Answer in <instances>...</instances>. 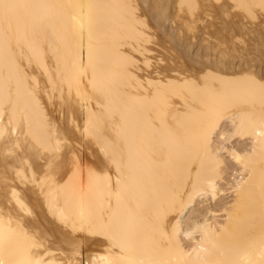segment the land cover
Here are the masks:
<instances>
[{
    "label": "bare ground",
    "instance_id": "obj_1",
    "mask_svg": "<svg viewBox=\"0 0 264 264\" xmlns=\"http://www.w3.org/2000/svg\"><path fill=\"white\" fill-rule=\"evenodd\" d=\"M81 2L0 0V264H264V0Z\"/></svg>",
    "mask_w": 264,
    "mask_h": 264
},
{
    "label": "snow or ice",
    "instance_id": "obj_2",
    "mask_svg": "<svg viewBox=\"0 0 264 264\" xmlns=\"http://www.w3.org/2000/svg\"><path fill=\"white\" fill-rule=\"evenodd\" d=\"M32 7H37V8H42V9H49V10H54L63 7L60 4L56 3H40L36 5H32ZM72 7L75 9H78L80 11V21H81V30L83 31L84 27H87L89 31V35L91 37L92 35V30H91V22H92V17L91 13L93 10H115L119 5L116 4H110V3H95L92 2V0H89V2L84 3H73ZM75 19V18H74ZM44 23V19L41 18V20L38 22L37 27L41 26ZM101 86H103V81H101ZM254 88H258L262 99H264V83H261L259 85L252 84L251 85ZM125 187L128 190L129 194L132 195L134 198L140 196L143 194L144 188L142 185L141 180L139 179V176L136 174L135 169L133 168L132 174L129 175V177L124 181ZM262 201H261V212L262 216H264V182H262ZM112 226L120 232L124 237L129 240L127 234L125 233L123 226L120 224H117L116 221L112 220Z\"/></svg>",
    "mask_w": 264,
    "mask_h": 264
},
{
    "label": "rangeland",
    "instance_id": "obj_3",
    "mask_svg": "<svg viewBox=\"0 0 264 264\" xmlns=\"http://www.w3.org/2000/svg\"><path fill=\"white\" fill-rule=\"evenodd\" d=\"M146 2L148 3L149 1H148V0L146 1V0H145V3H146ZM150 2H151V0H150ZM150 2H149V4H150ZM143 3H144V2H143ZM141 4H142V3H141ZM141 4H140V5H137V6L140 7V8L136 7V10H134V11H136L135 14H137V15H136V16L138 17L137 19L140 18V20H139L140 23L137 22V24H135V26L140 25V24L143 26L142 22H143V21L146 22V20H147L148 18H149V19L147 20V22H148L147 25H149V24H150V25H149V27H147V26L145 25L147 22H146V23L143 22L144 25H145V28H146L148 31H147V32L144 31V28L140 25V26H141V27H140V31H141V29H143V30H142L140 33L136 32V33L139 34L138 36H136L137 34L134 33V34H136V35L133 34V36H134V37L136 36V37H135V38H134V37H131V39H132V38H134L135 40H136V38H137V39H142V38L145 39L146 36H145V38H144V37H141V36H142V35L144 36V33H145V35H146V33H148L147 36H148L149 34H151V35H149L150 38L147 37L146 39H147V40H148V39L150 40L151 38H152V39L154 38V40H155V39H156V38H155V37H156L155 35H157L158 32H159V31H156V30H159L160 28H159V29H156V26H154L152 23H153V19H156V18H157V15H156V14L154 15L156 18H154V16H153V18H151L150 16L152 15V13H151V15H150V13H149V15H148V9L146 8V9H147V11H146V9H144V8L142 7V5H144V4H142V5H141ZM145 5H146V4H145ZM150 5L152 6V3H151ZM150 5L147 4V6H150ZM151 6H150V8H151ZM144 7H145V6H144ZM141 9H143V10H141ZM140 10L143 11V12H140ZM150 10H151V9H150ZM144 11H145V15L147 16V17L145 16V17L147 18L146 20H145V18L142 17V16H144ZM194 11H196V10H194ZM149 12H151V11H149ZM140 13H142L143 15L140 14ZM141 15H142V16H141ZM139 16H140V17H139ZM148 16H149V17H148ZM150 18H151V19H150ZM207 19H208V18H207ZM141 20H143V21H141ZM154 22H155V23H159V21L156 22L155 20H154ZM151 24H152L155 28H154L153 26H151ZM199 24H200V23H199ZM150 26H151V27H150ZM157 27H159L158 24H157ZM138 28H139V27H138ZM148 28L151 29V33H149L150 30H149ZM135 30L139 31V29H136V27H135ZM154 30H155V31H154ZM143 31H144V32H143ZM133 32H134V30H133ZM153 32H154V33H153ZM155 32H157V34H155ZM182 32H183V31H182ZM225 32H226V31H222V32L219 31L218 34H217V36H218L219 34H221V33H224V35H219L220 37H222V36H226L227 34H226ZM141 33H143V34H141ZM140 34H141V36H140ZM153 34H155V35H154L155 37L153 36ZM158 35H159V34H158ZM151 36H153V37H151ZM139 37H140V38H139ZM157 37H158V36H157ZM143 39H142V40H143ZM158 39H159V38H158ZM135 40H131V42H130V39H129V42L131 43V45L133 44V46H136V45L139 46L138 43H139L140 40H137V41H135ZM142 40H141V41H142ZM134 41H135V43H137V42H138V43L134 45V43H133ZM127 42H128V41H127ZM129 42H128V44H130ZM148 42H149V41H147V43H148ZM150 42H151V41H150ZM150 42L147 44L146 41H145V44H146V46H144V47L146 48V49H144L145 51L147 50V45H148L149 49L151 48V47H150V46H151V45H150ZM149 45H150V46H149ZM172 45H173V43H170V46H169V49H170V50L168 49V54H170V56H171L172 54H173V55L175 54V53H173L174 51L171 50L172 47H173ZM128 46H129V45H126V47H128ZM133 46H132V47H133ZM138 46H137V48H139ZM130 47H131V46H129V49L131 50L132 47H131V48H130ZM154 47H155V46H154ZM134 48H136V47H134ZM134 48H133V49H134ZM152 48H153V47H152ZM135 50H136V49H135ZM144 50H142V53L144 52ZM153 50H155V49H153ZM156 50H157V49H156ZM133 51H134V50H133ZM133 51H132V52H133ZM170 51H171V52H170ZM130 52H131V51H130ZM132 52H131V53H132ZM134 52H135V51H134ZM134 52H133V54H131V56L133 55V57H136V58L139 57V56H134V55H136ZM137 52H138V51H137ZM137 52H136V53H137ZM148 52H149V51H148ZM151 52H152V50L150 51V53H151ZM139 53H141V52H139ZM144 53H145V52H144ZM144 53H143V55H142V54H137V55H140V57H141V56L144 57ZM146 53H147V52H146ZM147 54H148V53H147ZM151 54H152V55H151ZM151 54H148V55L145 54V55H146L145 57H147V56L149 57V55L153 56V52H152ZM155 54H156V52H155ZM175 55H176V54H175ZM176 56H178V54H177ZM142 57H141V58H142ZM151 59H152V58H151ZM152 61H153V59H152Z\"/></svg>",
    "mask_w": 264,
    "mask_h": 264
}]
</instances>
